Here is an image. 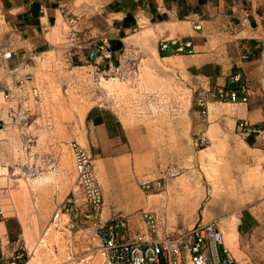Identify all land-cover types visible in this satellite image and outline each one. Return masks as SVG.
I'll use <instances>...</instances> for the list:
<instances>
[{
	"label": "rangeland",
	"instance_id": "obj_1",
	"mask_svg": "<svg viewBox=\"0 0 264 264\" xmlns=\"http://www.w3.org/2000/svg\"><path fill=\"white\" fill-rule=\"evenodd\" d=\"M72 16L76 20L77 13ZM70 30L60 21L53 41L62 43ZM156 39L133 43L142 51L138 79L107 78L90 92L67 89L72 72L52 64L55 52L35 58L44 99L36 113L48 110L51 126L38 119L26 143L7 117L0 125V248L6 255L23 246L28 264H94L96 258L107 264L92 230L68 229L63 213L54 222L76 183L78 143L94 160L103 222L118 214L140 219L151 210L169 230L189 233L213 221L239 264H264V58L253 80L225 86L248 98L232 103L186 74L178 77L182 63L160 60ZM12 47L11 23L0 7V50ZM99 119L106 123L102 132L90 123ZM198 183L203 197L188 204L187 186ZM235 217L236 248L227 234Z\"/></svg>",
	"mask_w": 264,
	"mask_h": 264
},
{
	"label": "crops",
	"instance_id": "obj_2",
	"mask_svg": "<svg viewBox=\"0 0 264 264\" xmlns=\"http://www.w3.org/2000/svg\"><path fill=\"white\" fill-rule=\"evenodd\" d=\"M0 7L13 31L12 55L2 66L8 72L4 76L0 72L2 95L19 74L35 73V58L41 53L63 56L62 45L53 37L59 22L67 23L76 13L71 29L84 41L108 38L112 63L118 62L124 46L133 45L141 51L133 43L141 44L145 37L155 35L154 49L160 60L182 63L178 77L186 74L216 93L237 76L242 82L253 80L264 58L261 0H0ZM87 55L86 49L78 52L73 65L86 62ZM90 123L100 132L106 128L105 120ZM22 138L26 140L24 135Z\"/></svg>",
	"mask_w": 264,
	"mask_h": 264
},
{
	"label": "built area",
	"instance_id": "obj_3",
	"mask_svg": "<svg viewBox=\"0 0 264 264\" xmlns=\"http://www.w3.org/2000/svg\"><path fill=\"white\" fill-rule=\"evenodd\" d=\"M68 22L70 26L75 24L73 18ZM60 44L63 56L58 58L56 55L51 62L72 72L67 89L82 87L90 92L101 88L102 81L107 78L122 81L138 79L141 51L133 45L124 46L118 62L114 64L108 38L91 37L84 41L76 30L71 29ZM85 49L88 50L86 62L74 66L73 56ZM11 55V50H0V65L3 66V61L10 59ZM239 79L237 76L232 82ZM242 91L245 92L246 88L243 87ZM217 95L221 101L232 103H246L248 100L247 96L241 98L233 89L223 88ZM3 99L9 124L16 127L28 143L33 141L31 128L38 119H44L47 126H51L52 117L48 110L36 113L43 107L44 99L34 73L19 74L12 87L3 92ZM2 105L0 103V125L4 126L6 120L1 115ZM73 155L76 183L64 208L55 213L54 220L63 213L68 216V229L82 231L87 227L92 230L107 254V264H239L226 245L222 230L213 221L196 224L189 233L169 230L162 215L151 210L144 211L140 219L118 214L103 222L101 210L105 199L93 157L78 143L73 144ZM170 172L178 173L175 168ZM146 187L150 188L151 183ZM28 259L29 253L23 246L16 247L10 255L0 248V264H28Z\"/></svg>",
	"mask_w": 264,
	"mask_h": 264
},
{
	"label": "bare ground",
	"instance_id": "obj_4",
	"mask_svg": "<svg viewBox=\"0 0 264 264\" xmlns=\"http://www.w3.org/2000/svg\"><path fill=\"white\" fill-rule=\"evenodd\" d=\"M178 183V182H177ZM191 183V182H189ZM181 184V183H180ZM187 184V183H186ZM200 183L196 184L197 186H195L196 188L194 189V187L191 186H187V198H188V204L191 205H195L196 200H201L204 194V188H201L199 186ZM190 185V184H189ZM174 187V186H173ZM252 190V189H251ZM250 196V195H249ZM56 220H54L55 222ZM239 218L235 217L232 219L231 223L228 225V229H227V234L229 238H232L231 240L233 241V245L234 247H238L237 245V240L236 237L239 234V231L237 230L238 228V224H239ZM230 222V220H229ZM53 223V222H52ZM101 261V260H100ZM99 259L96 258L94 264H99L100 263ZM32 262V261H31ZM29 263V262H28ZM91 264V263H90Z\"/></svg>",
	"mask_w": 264,
	"mask_h": 264
},
{
	"label": "trees",
	"instance_id": "obj_5",
	"mask_svg": "<svg viewBox=\"0 0 264 264\" xmlns=\"http://www.w3.org/2000/svg\"><path fill=\"white\" fill-rule=\"evenodd\" d=\"M240 81L242 82L241 78L239 79L238 82H234V83H235L234 85H238V83H239ZM227 85L229 86V84H227ZM233 87H235V86H233ZM224 89H225V87H224ZM238 93H239V91H238ZM239 95H240V94H239ZM240 96H241V95H240ZM94 122L97 123L98 120H94Z\"/></svg>",
	"mask_w": 264,
	"mask_h": 264
}]
</instances>
